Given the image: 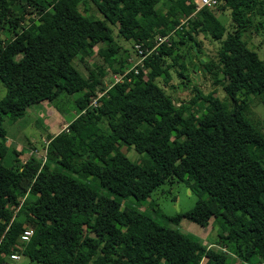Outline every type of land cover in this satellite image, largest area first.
I'll return each instance as SVG.
<instances>
[{"label": "trees", "instance_id": "1", "mask_svg": "<svg viewBox=\"0 0 264 264\" xmlns=\"http://www.w3.org/2000/svg\"><path fill=\"white\" fill-rule=\"evenodd\" d=\"M196 3L0 0V264L15 250L38 264H264V133L242 111L251 94L264 102V60L247 45L252 33L264 34V0H214L198 8L190 25L180 22ZM200 26L216 45L214 60L198 53ZM171 30L178 43L197 50L199 65L189 68L211 73L222 98L193 84L189 99L177 103L157 83L172 63L178 76L192 79L174 37L154 46ZM112 34L149 49L143 58L149 78L135 79L129 70L105 87L98 85L101 64L86 75L74 66L72 59L93 46L104 61H119ZM61 92L78 111L47 133L43 159L20 161V150L12 149L5 165L3 116L22 115L43 99L59 107ZM198 100L210 103L200 115ZM118 141L144 157L130 159ZM177 181L197 196L171 218L205 225L210 213L217 226L212 244L123 200ZM28 225L32 233L19 248L18 234ZM227 249L236 262L226 260Z\"/></svg>", "mask_w": 264, "mask_h": 264}, {"label": "rangeland", "instance_id": "2", "mask_svg": "<svg viewBox=\"0 0 264 264\" xmlns=\"http://www.w3.org/2000/svg\"><path fill=\"white\" fill-rule=\"evenodd\" d=\"M212 3L210 2V5ZM80 5V4H79ZM158 8L160 4L157 3ZM200 6V5H199ZM202 6V5H201ZM81 8V5L79 6ZM165 6L162 5V9ZM197 9H194L190 15L187 17H179L180 22L185 23L186 25L191 24V17L195 16ZM33 15V12L30 13ZM96 16H99L97 13ZM218 18L225 23V26L230 22L228 12L226 9H220L217 12ZM157 23H160V19L157 20ZM228 26V25H227ZM179 28V27H178ZM172 31V30H171ZM173 32V31H172ZM168 35V36H167ZM166 36L174 37L176 50L179 54V59H183L187 67V75L190 77V81L182 76L177 75L178 65L172 63L170 68H168V75L158 74L155 77V80L160 84L165 92L173 97L174 100H188L189 97L194 93L192 86L196 85L197 88L201 89L202 92H210V98L214 99L215 97H223L221 86L214 78L212 74L209 73L205 75H200L195 70L191 71L189 66L194 63H197V57L194 55L193 50L188 44L178 43L177 35L168 33ZM5 38V37H4ZM195 38L199 42L198 51L200 56L209 57L210 60H214L215 52V43L210 37L205 34L202 26L198 28V31L195 34ZM8 39V38H7ZM112 39L117 40L121 46L120 49L115 53V57L119 61H114L112 59L103 60L102 57L96 52L95 46L92 48V53L80 52V57L75 56L72 59L74 66L83 74L86 75L89 68L94 64L99 63L102 65L104 74L99 77V86L104 84L107 87L111 82L121 79L122 75H125L129 70L132 71V77L137 79L140 78H149L150 64L145 65L143 58L144 54L137 52L133 41L131 39L123 40L121 37L112 34ZM111 39V40H112ZM12 40L18 45V42L15 38ZM247 45L256 51L259 58L264 60V34L252 33L250 39L248 40ZM135 49V51H134ZM20 52V51H19ZM15 53V56L18 57L20 53ZM175 53V51H174ZM172 52V54H174ZM120 57V58H119ZM168 61L171 60L168 57ZM197 69V68H196ZM216 75H220L218 72ZM193 76V77H191ZM129 78V77H127ZM98 86V87H99ZM99 93V91H96ZM3 93L2 86L0 85V96ZM68 95L64 92L59 94V99L56 101L59 104V107L53 105L52 101L45 102H36L28 105L25 108V111L22 115L19 116H9L5 114L2 119V126L5 130V144L7 146L6 153L2 157V162L5 165H10L13 158L12 149L20 150L18 158L20 161H23L26 156L32 155L36 158L43 159L44 157V146L42 143L46 142L47 131L52 130L56 125L59 116L55 113L48 112L52 110L51 104L53 105L54 111L60 112V116L63 120H70L78 111V109L71 105L70 101L71 95L68 99H65ZM198 110L196 115H200L202 111L210 108L209 101L198 100ZM244 115L260 130L264 133V102L256 95H249L246 103L242 107ZM60 127L55 129L57 132ZM53 132L54 129H53ZM117 148L127 155L130 159H141L144 156V153H139L133 149L132 146H127L122 141H118ZM103 191L99 189V192ZM203 195V193L201 194ZM197 194L194 192L189 183L183 181L173 182L172 184H163L158 189L154 190L150 195L143 199H135L132 196H127L123 198L125 202L132 203L137 206L139 209H143L146 213H149L151 216L161 223H165L170 227H176L179 230L191 232L199 236L203 242L212 244L211 242L215 239V229L217 228L216 224L213 221V217L210 213L206 214L207 223L205 225H199L183 216L177 217V220L171 218L175 214L182 213L189 209ZM175 217V216H174ZM22 243H18V247L22 248ZM20 257L16 260L15 264H38L35 261L29 260L25 255H22L19 251ZM226 260L228 262H236L235 256L227 249ZM199 264H203V259L199 261Z\"/></svg>", "mask_w": 264, "mask_h": 264}, {"label": "built area", "instance_id": "3", "mask_svg": "<svg viewBox=\"0 0 264 264\" xmlns=\"http://www.w3.org/2000/svg\"><path fill=\"white\" fill-rule=\"evenodd\" d=\"M214 2V0H197V3L195 4V8L194 9H197V7L199 8L201 5H204V4H210ZM200 5V6H199ZM167 36L166 35H163V36H156V39H155V43H154V46H157L158 43L160 41H167ZM134 47L136 49L137 52L142 53L145 55V53L147 51H149V49H143L141 46H139V44H136L134 43ZM92 103L95 104L96 101L95 99H92ZM32 233V227L30 225L28 226H25L18 234V237H17V241L18 243H24L26 242L30 235ZM20 257V254H19V251L15 250V251H11L10 253H8V255L1 261V264H15L16 260Z\"/></svg>", "mask_w": 264, "mask_h": 264}, {"label": "crops", "instance_id": "4", "mask_svg": "<svg viewBox=\"0 0 264 264\" xmlns=\"http://www.w3.org/2000/svg\"><path fill=\"white\" fill-rule=\"evenodd\" d=\"M45 101H48V100H46V99H43V100H41V102H45ZM53 104V103H52ZM51 104V107H52V110L50 109L48 112H51V113H55L57 116H59V118H57L58 119V121H57V123H56V125L55 126H53L54 128V131L55 132H57L55 129H57L58 127H60V129L59 130H61L65 125H66V123L69 121H65V120H63L62 118H61V116H60V112H62V111H60V112H57V111H54V109H53V105ZM53 129L52 130H49V131H47V132H49V133H55V132H53ZM27 157V156H26ZM25 157V158H26ZM24 160V159H23Z\"/></svg>", "mask_w": 264, "mask_h": 264}, {"label": "water", "instance_id": "5", "mask_svg": "<svg viewBox=\"0 0 264 264\" xmlns=\"http://www.w3.org/2000/svg\"><path fill=\"white\" fill-rule=\"evenodd\" d=\"M192 67H195V68H196V67H197V65H196V64H193V65H192Z\"/></svg>", "mask_w": 264, "mask_h": 264}]
</instances>
